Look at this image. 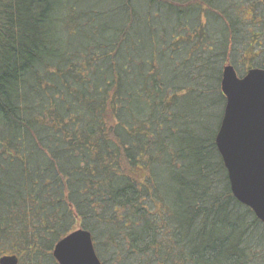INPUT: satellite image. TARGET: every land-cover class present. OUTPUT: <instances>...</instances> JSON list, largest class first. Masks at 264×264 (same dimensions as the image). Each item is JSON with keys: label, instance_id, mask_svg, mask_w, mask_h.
<instances>
[{"label": "trees", "instance_id": "trees-1", "mask_svg": "<svg viewBox=\"0 0 264 264\" xmlns=\"http://www.w3.org/2000/svg\"><path fill=\"white\" fill-rule=\"evenodd\" d=\"M227 65L264 70V0H0V258L84 229L102 264H264L215 144Z\"/></svg>", "mask_w": 264, "mask_h": 264}, {"label": "water", "instance_id": "water-1", "mask_svg": "<svg viewBox=\"0 0 264 264\" xmlns=\"http://www.w3.org/2000/svg\"><path fill=\"white\" fill-rule=\"evenodd\" d=\"M226 99L215 144L223 160L234 198L264 224V70L250 69L240 78L232 65L223 69ZM58 264H102L91 233L79 229L53 249ZM16 255L0 264H19Z\"/></svg>", "mask_w": 264, "mask_h": 264}, {"label": "rangeland", "instance_id": "rangeland-1", "mask_svg": "<svg viewBox=\"0 0 264 264\" xmlns=\"http://www.w3.org/2000/svg\"><path fill=\"white\" fill-rule=\"evenodd\" d=\"M188 87H189V86H188ZM211 124H212V125H215V124H216V122H215V121H214V122H213V121H211ZM100 258H101L102 260L104 259V258H103L101 255H100Z\"/></svg>", "mask_w": 264, "mask_h": 264}]
</instances>
